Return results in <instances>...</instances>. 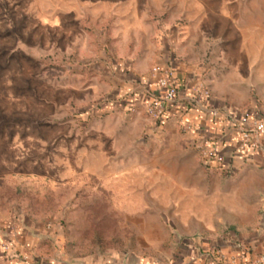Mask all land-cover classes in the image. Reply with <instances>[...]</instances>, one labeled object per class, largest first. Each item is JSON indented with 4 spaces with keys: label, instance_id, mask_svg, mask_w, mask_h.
<instances>
[{
    "label": "rangeland",
    "instance_id": "1",
    "mask_svg": "<svg viewBox=\"0 0 264 264\" xmlns=\"http://www.w3.org/2000/svg\"><path fill=\"white\" fill-rule=\"evenodd\" d=\"M149 23L179 36V57L206 67L240 121L264 119V0H0V264H45L60 243L70 264L264 254V194L210 164L188 129L152 140L94 112L106 95L90 70L98 50L120 34H141L143 48Z\"/></svg>",
    "mask_w": 264,
    "mask_h": 264
},
{
    "label": "crops",
    "instance_id": "2",
    "mask_svg": "<svg viewBox=\"0 0 264 264\" xmlns=\"http://www.w3.org/2000/svg\"><path fill=\"white\" fill-rule=\"evenodd\" d=\"M128 17L130 20L134 18L133 15ZM145 29L148 32L143 48L139 47L141 34L132 35V39L120 34L116 36V46L109 44L98 50V57L90 70L101 83H105L106 95L94 112L109 115L116 111L120 117L125 115L135 123L131 133H145L152 140L169 136L180 138L178 127L182 126L189 130L190 137L208 140L215 152L229 162L231 169L249 182L250 189L264 194V148L259 151L239 149L238 122L242 113L226 105L227 100L233 99L230 93L220 91L213 81L209 88V78L204 75L206 67L190 64L179 57V36L168 30L158 33L152 25L150 28L145 26ZM167 67L175 70L181 84L175 102L169 106L167 118L159 123L148 115L146 106L154 99L158 77ZM204 89L210 91L209 96L203 93ZM259 93L264 99V87ZM214 111L218 114L214 115ZM254 112L248 115L255 116ZM30 239L26 241L27 245L34 244L33 238ZM230 251L228 258H234L235 252ZM260 251L264 252V244H259ZM70 259L60 243L56 256L45 264H70ZM126 263L120 256L109 255L87 256L82 260V264Z\"/></svg>",
    "mask_w": 264,
    "mask_h": 264
},
{
    "label": "built area",
    "instance_id": "3",
    "mask_svg": "<svg viewBox=\"0 0 264 264\" xmlns=\"http://www.w3.org/2000/svg\"><path fill=\"white\" fill-rule=\"evenodd\" d=\"M181 84L180 78L176 75L175 70L172 67H167L162 70V73L157 80V90L154 94V99L146 106V112L154 120H160L167 115L169 106L175 102L178 95V90ZM203 93L207 96L210 95L208 89H204ZM218 112L214 111V115ZM247 123L245 120L239 122L240 125V144L239 149L241 151H259L264 148V119L256 118L252 122ZM195 147L203 158L209 161L214 166H226L230 167L228 161L215 152L209 141L206 139L196 138ZM4 251L9 252V245L3 244ZM206 255L210 258L215 256L222 261L221 258L226 256L221 249H212L206 252ZM27 259V258H26ZM241 259L250 260L253 264H264V254L259 255L255 259L252 256V252L245 251L241 254Z\"/></svg>",
    "mask_w": 264,
    "mask_h": 264
},
{
    "label": "trees",
    "instance_id": "4",
    "mask_svg": "<svg viewBox=\"0 0 264 264\" xmlns=\"http://www.w3.org/2000/svg\"><path fill=\"white\" fill-rule=\"evenodd\" d=\"M89 31V30H88ZM167 118V115H165L162 119H160V120H158V122L160 123V122H164V120ZM232 165H233V163H232ZM11 255H13L15 252L12 250L11 252ZM8 254V253H7ZM212 260H213V258H212ZM219 262H222V261H219ZM29 264H31L30 263V260H29V262H28ZM32 264H36V263H32Z\"/></svg>",
    "mask_w": 264,
    "mask_h": 264
}]
</instances>
